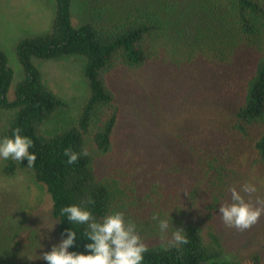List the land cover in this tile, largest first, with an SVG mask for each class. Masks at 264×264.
Segmentation results:
<instances>
[{
  "label": "trees",
  "instance_id": "1",
  "mask_svg": "<svg viewBox=\"0 0 264 264\" xmlns=\"http://www.w3.org/2000/svg\"><path fill=\"white\" fill-rule=\"evenodd\" d=\"M53 1L48 29L14 45L24 76L12 99L13 72L0 50V112L6 116L0 136L18 128L33 140L29 151L36 154L31 166L26 158L3 161L1 174L27 171L49 195L55 222L59 209L71 203L90 201L98 218L123 211L148 246L142 264H243L226 253L213 222L219 204L230 202L231 187L253 182L264 188V0H83L77 26L74 0ZM68 57L83 60L86 97L73 120L48 132L45 125L67 112L68 104L32 60ZM129 73L145 84L147 110L166 112L158 147H142L136 135L129 136L137 131L124 122L118 90ZM124 80L135 87L133 77ZM65 148L88 155L68 165ZM139 168L148 172L143 179L152 195L132 189ZM147 169L166 180L172 174L171 186L157 190ZM135 191L149 203L146 210L129 199ZM154 211L170 212L188 243L179 250L161 247ZM5 224L0 222V264H45L35 259L43 250L39 232L28 224ZM55 224L58 239L71 227L66 219ZM74 228L76 250L84 251V226ZM171 231L170 223L164 239ZM252 263L259 264L257 255Z\"/></svg>",
  "mask_w": 264,
  "mask_h": 264
},
{
  "label": "rangeland",
  "instance_id": "2",
  "mask_svg": "<svg viewBox=\"0 0 264 264\" xmlns=\"http://www.w3.org/2000/svg\"><path fill=\"white\" fill-rule=\"evenodd\" d=\"M83 10V0H74L72 22L75 26L82 20ZM53 12V0H0V50L5 53L7 65L13 72L8 91L10 99L13 98L16 84L24 76L14 52V45L25 36L46 31ZM32 62L41 71L45 83L68 104L67 112H61L45 125V130L49 132L73 120L84 102L86 87L81 76L83 60L77 57H68L56 61L33 59ZM127 76L133 77L135 87L125 85L124 79ZM119 84L118 90L122 96L125 114L124 122L134 125L137 131H135L136 134L129 132V136L136 135L139 142H142V147H148L149 143L153 144L154 147H158L162 140L161 133L167 129L162 120L166 112H153L152 114L147 110L145 107L146 101L143 99L145 84L139 74H126L121 77ZM5 119L6 116L0 112V124ZM2 163L3 160H0V168ZM148 171L152 174V177H148V179L155 183L157 190L164 191L165 186H171L170 183L173 182L172 174L166 180L157 173ZM133 172L135 175L131 179H135L137 185L132 183L134 187L132 189L138 186L144 189L141 191H148L152 195L153 188L143 179V176L148 172L142 168L133 170ZM137 173L142 175L143 181L141 183H138ZM253 184L256 185L257 191L250 196L246 194L245 199L253 206H258L257 199L264 201V188H260L256 183ZM130 198H132L131 202L134 205L140 204L143 210L147 209L146 206L149 203L146 198L136 191L130 195ZM0 222L13 226L28 224L39 232V237L41 232L46 233L44 238H40L43 251L50 250L51 244L59 240L56 234L55 221L51 217L49 195L23 169H18L12 177L3 176L0 172ZM53 224L54 227L51 231L44 228L51 227ZM213 225H216L220 235L223 236L226 253L230 257L236 256L243 264H253L252 256L257 255L259 264H264V212L261 213L255 224L243 231L225 226L219 214L215 216Z\"/></svg>",
  "mask_w": 264,
  "mask_h": 264
},
{
  "label": "clouds",
  "instance_id": "3",
  "mask_svg": "<svg viewBox=\"0 0 264 264\" xmlns=\"http://www.w3.org/2000/svg\"><path fill=\"white\" fill-rule=\"evenodd\" d=\"M32 145L33 140L30 137L21 134L18 128L13 129L11 136H0V160L11 159L20 164L26 158L27 165L31 166L36 160V154L29 151ZM63 154L67 158L66 163L73 165L80 156H87L88 152L81 150L78 153L71 148H65ZM229 191L230 202L219 204L218 214L225 226L240 231L246 230L255 224L264 212V206H260L264 205V201L257 199L258 206H253L245 199V194L250 196L257 191L256 185L250 182L243 183L239 190L231 187ZM87 203H71L59 209L61 218L56 222L66 219L71 227L63 229L59 240L51 244L50 250L40 251L35 259H42L45 264H142L149 249L137 223L127 218L123 211L116 209L109 210L98 218ZM169 213L154 211L151 221L162 238L161 247L179 250L188 243L187 232L182 227L173 225ZM170 223L171 238L164 239L169 232ZM54 224L44 228L51 231ZM76 225L84 226L81 235L85 241L84 251L76 250L79 247L78 234L74 228ZM45 236L46 233L41 232L40 238Z\"/></svg>",
  "mask_w": 264,
  "mask_h": 264
}]
</instances>
